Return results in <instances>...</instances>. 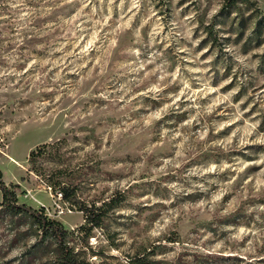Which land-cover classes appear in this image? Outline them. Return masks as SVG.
<instances>
[{
	"label": "rangeland",
	"instance_id": "rangeland-1",
	"mask_svg": "<svg viewBox=\"0 0 264 264\" xmlns=\"http://www.w3.org/2000/svg\"><path fill=\"white\" fill-rule=\"evenodd\" d=\"M0 169L71 264H264V0H0ZM64 261L0 190V264Z\"/></svg>",
	"mask_w": 264,
	"mask_h": 264
},
{
	"label": "trees",
	"instance_id": "trees-1",
	"mask_svg": "<svg viewBox=\"0 0 264 264\" xmlns=\"http://www.w3.org/2000/svg\"><path fill=\"white\" fill-rule=\"evenodd\" d=\"M251 2V0H244ZM41 149V148H39ZM37 154V151L31 153L32 158ZM0 190L2 194V205L7 210L14 214H21L31 217L38 225L41 231V237L46 238L52 236L57 240L58 248L60 250L62 260L66 264H71L69 261V254L71 248L65 241V235L67 230L64 229L61 221L50 218L45 214L44 207L35 208L25 202H20L16 191L9 185H7L3 179V171L0 169ZM64 198H67V194L64 193ZM85 216L86 223L91 226H99L102 221L103 211L98 210L97 212L91 211Z\"/></svg>",
	"mask_w": 264,
	"mask_h": 264
},
{
	"label": "built area",
	"instance_id": "built-area-1",
	"mask_svg": "<svg viewBox=\"0 0 264 264\" xmlns=\"http://www.w3.org/2000/svg\"><path fill=\"white\" fill-rule=\"evenodd\" d=\"M60 206V205H59ZM60 208H61V211H62V207L60 206Z\"/></svg>",
	"mask_w": 264,
	"mask_h": 264
}]
</instances>
